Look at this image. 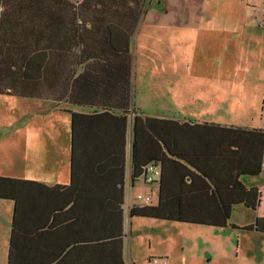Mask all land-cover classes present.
Wrapping results in <instances>:
<instances>
[{
  "label": "crops",
  "instance_id": "crops-1",
  "mask_svg": "<svg viewBox=\"0 0 264 264\" xmlns=\"http://www.w3.org/2000/svg\"><path fill=\"white\" fill-rule=\"evenodd\" d=\"M3 1L0 0V12L4 9ZM189 1L193 2L190 5L191 9L187 7ZM228 8L242 12L244 15L241 35L249 38L251 30L260 29L264 39V0H178L177 4L173 6L168 3V0H158L156 5L152 2L147 4L144 16L137 20L135 30L130 38V90L124 91L123 57L118 52L119 49L116 47L112 49L110 45H121L123 29L131 26V14L133 11H137V6L128 2L124 4L123 0L42 1L39 11L42 14L50 13V20L47 22L40 19L37 28L40 29L42 36L38 43L50 45L51 54L42 59L39 71L35 76L37 80L34 81V86L36 93L50 94L51 97H28L33 99H27L22 98L24 96L12 95L24 100L36 101L34 104L36 118L32 122L37 132L35 134L19 132L17 140L19 145L0 152V175L34 181L37 184L26 182L23 183V187H34L40 193V198L33 201L31 196L24 191L21 201H19L23 208H19L17 213V241L15 245L18 248L19 256L27 260L26 263L88 264L89 261V258L86 257L89 256V248L87 250L79 248L83 244V240L87 238L83 236L75 238L68 223L69 214L65 212L67 207L61 208L65 204L69 206L74 202V200L71 201V198L75 194V189L79 192L77 199L81 200L78 203L88 204L89 197L82 201L84 190L89 189L91 182H97L99 187L95 186L101 188L103 180L84 175L87 170L86 166L89 165H77L74 191L71 192L68 187L71 182V112L93 114L94 107L88 108L69 102H59V99L67 100L66 93L69 92L70 86L66 84V79H70L71 82V79L83 76L73 89L76 94H79L77 95L79 98L86 99L88 96L92 100L103 101L107 107H116L121 104L124 98H128L130 108H137V113H142L141 116L148 115L173 120L185 129V133L204 134L211 138L212 134L217 135L221 129H225V126H230V124L215 121L209 112H200L204 108L202 102L206 101L210 104L214 101L212 97L203 98L201 93L187 92L182 88L180 93L173 92L175 95L167 97L163 90L162 96L175 98L181 101L183 106L172 109L171 104L164 100L162 110L155 115H150L136 103L135 68L140 56H158L161 53L159 50L161 46L158 45L170 42L172 33L177 40L182 36L186 37L187 31L194 32L195 40L199 41L216 35V30L219 27L226 26L223 23V26H220L217 16ZM128 13H130L131 20L124 17ZM171 13L178 20L175 22L167 20L166 17ZM186 19L190 21L188 22ZM173 28L174 31H172ZM212 78L213 76L211 80ZM153 83L154 81L150 83L146 95L148 99H154L161 93L160 88L157 87L159 84H155V86L152 85ZM19 103L20 106L23 105L21 100ZM25 107L28 108V106ZM108 113L115 117L119 115L118 111H108ZM22 121L24 119L20 120V122ZM133 122L134 112L132 111L126 116L125 164L122 183L124 193L122 257L124 264H135L139 260L137 251L141 248H130L129 245H132V241L130 243L129 238L137 240L141 238L142 234H147L148 231L141 230L149 226L144 222L151 220L130 217V207L139 205L136 204L134 195L136 192L151 193L153 199L156 200L157 190L156 184H153L147 185L139 191H133L136 182L133 183L130 179ZM7 137L6 135L4 139ZM80 139L89 140L91 138ZM89 146L90 144L84 143L79 148L82 152L83 148L88 152ZM94 168L96 167L94 166ZM97 169L95 173L103 171ZM241 180L247 188H258L261 193L259 205L256 211H253L255 214L247 219H245L244 212L237 210L238 219H229V225L224 227L222 232H215L213 247L206 251V264H250L253 260L257 264H264V165L263 170L257 176L243 177ZM127 185L129 186L128 200L125 201ZM61 186H66L65 194H63L64 190L61 189ZM95 186H91V190ZM13 215L14 201L0 199V264H7ZM78 219L84 222L83 215ZM247 225H253V230L250 233L262 235L261 245L250 248L248 243L256 241L257 238L240 236V231L246 232L242 227ZM88 231L89 228L87 233ZM79 233H84V229L83 232L79 230ZM235 235H237L236 238ZM101 236H105V232L99 235V237ZM127 238L128 248H125ZM75 240L82 241L78 243L79 245H71ZM69 248H77V250L70 252ZM21 249L26 253H23ZM170 251L169 248H156L148 252V257L149 259L166 258L167 264H192L185 257L172 255ZM62 254H66L63 258L67 261L65 263H62L64 260L59 261V255Z\"/></svg>",
  "mask_w": 264,
  "mask_h": 264
},
{
  "label": "trees",
  "instance_id": "trees-1",
  "mask_svg": "<svg viewBox=\"0 0 264 264\" xmlns=\"http://www.w3.org/2000/svg\"><path fill=\"white\" fill-rule=\"evenodd\" d=\"M43 0H4V9L0 12V94L24 97L50 98V94L35 92L34 81L39 65L45 56L51 54V46L38 43L42 36L40 19L50 20V13L39 11ZM48 1V0H47ZM133 3L137 11L132 12L130 27H124L122 43L115 47L123 57L124 91L130 90V38L137 20L145 14L147 0H123ZM130 19V13L124 16ZM21 76V77H19ZM19 78H21L19 80ZM83 76L66 79L70 86L67 100L75 105L93 109V114L71 112V192L75 187V168L86 166L84 175L100 178L91 182L84 190L83 200L89 197V203H78L79 192L75 194L69 206L61 209L69 214V226L77 239L87 238L79 248L89 250L88 264H124L122 257V204L126 116L134 112L133 141L130 179L134 183L144 173L149 164L159 168L156 181V200L147 205H133L129 209L130 217H142L185 224H202L224 228L229 225L232 209L243 205L256 210L261 193L256 187L247 188L243 177L257 176L264 165V128L248 126H225L212 137L185 133L176 121L156 116L142 115L136 108H130V100L124 98L120 105L107 107L103 101L79 98L73 89ZM32 90V91H31ZM129 95V94H127ZM100 111V112H98ZM108 111H118L116 117ZM108 136H105L107 135ZM83 137L91 138L80 139ZM101 137V138H100ZM104 138V139H103ZM88 143V152L81 151L80 145ZM79 149H78V148ZM94 166L96 168H94ZM97 168L103 170L97 172ZM37 184L0 175V199L14 201V215L10 233V246L7 264L26 263L19 256L17 241V213L23 208L21 201L24 191L33 201L40 198L34 187H23V183ZM97 187H96V186ZM91 186H95L91 190ZM65 194L66 186H61ZM104 193V194H103ZM151 194V193H150ZM81 195V194H80ZM101 196V197H100ZM152 196V195H151ZM111 200V201H110ZM84 222L79 221V216ZM259 223V221H257ZM253 225L242 227L253 230ZM82 227V229H81ZM233 228H237L232 226ZM89 231L87 233V229ZM84 233H79V230ZM105 232V236L99 237ZM75 240L71 245H79ZM16 249V250H15ZM71 250V251H70ZM77 248H69V251ZM21 251L24 252L22 249ZM68 251V252H69ZM67 252V253H68ZM73 254V253H69ZM75 255V254H74ZM77 255V254H76ZM75 255V256H76ZM66 254L59 255L63 261ZM162 257L151 258L161 259ZM166 261L167 259L164 258ZM67 261H63L65 263Z\"/></svg>",
  "mask_w": 264,
  "mask_h": 264
},
{
  "label": "rangeland",
  "instance_id": "rangeland-1",
  "mask_svg": "<svg viewBox=\"0 0 264 264\" xmlns=\"http://www.w3.org/2000/svg\"><path fill=\"white\" fill-rule=\"evenodd\" d=\"M177 1L168 0V3L173 6ZM151 2L156 5L158 0L149 2L147 0L145 7ZM189 2L187 7L191 9L190 5L193 2ZM243 18L242 12L228 8L217 16L220 26H223L222 23L226 26L219 27L216 30L217 34L211 38L195 40L194 32L187 31L186 37L182 36L177 40L172 33L170 42L158 45L161 46L159 48L161 53L158 56H140L135 68L136 103L150 115L162 110L164 100L171 104L172 109H178L183 103L175 98L162 96V91L164 90V95L168 97L175 95L173 92H179L182 88L187 92L201 93L203 98L212 97L214 99L212 103L202 102L204 108L200 112H209L217 122L264 128V39L260 29L251 30L249 38L241 35ZM166 19L171 22L178 20L173 13ZM207 78L209 79L206 80ZM152 81H154L152 85L159 84L157 87L161 93L154 99H148L146 95ZM20 100L23 102L22 107ZM35 103L36 101L0 94V152L19 145L17 141L19 132L27 134L37 132L32 122L36 118ZM32 112L34 113L30 115ZM21 119L24 121L20 122ZM6 135L8 137L4 139ZM147 185L150 184L145 181L142 174L132 190L139 191ZM128 188L127 185L125 201L128 200ZM137 193L139 192L135 195ZM234 208L230 220L238 219L237 210L244 212L245 219L251 218L252 214H255L253 211H256L243 205ZM144 223L149 226L141 231H148L147 234H142L137 240L128 237L130 243L132 241L130 248H141L137 251L140 258L135 264H155L149 259L148 252L156 248H169L172 255L185 257L192 264H206V251L213 247L215 232L223 231V228L202 224L152 219ZM244 231L246 232H239L241 237L257 238L256 241L248 243L250 248L261 245L262 235H253L250 233L252 230ZM128 238L125 240V248H128ZM250 264L257 262L253 260Z\"/></svg>",
  "mask_w": 264,
  "mask_h": 264
},
{
  "label": "built area",
  "instance_id": "built-area-1",
  "mask_svg": "<svg viewBox=\"0 0 264 264\" xmlns=\"http://www.w3.org/2000/svg\"><path fill=\"white\" fill-rule=\"evenodd\" d=\"M159 173L160 172H159V168L157 165H155V164L147 165V167L145 168V173H144L145 181L148 184L156 181V179L159 176ZM134 199H135L136 204H139V205H147V204H150L152 202V196L150 193L139 192L134 196ZM153 262L156 264L157 263L167 264V261L164 258L154 259Z\"/></svg>",
  "mask_w": 264,
  "mask_h": 264
}]
</instances>
